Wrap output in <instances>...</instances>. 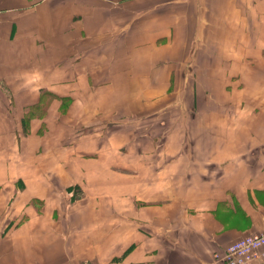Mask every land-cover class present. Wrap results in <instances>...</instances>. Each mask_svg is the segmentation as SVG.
<instances>
[{"label":"crops","instance_id":"crops-1","mask_svg":"<svg viewBox=\"0 0 264 264\" xmlns=\"http://www.w3.org/2000/svg\"><path fill=\"white\" fill-rule=\"evenodd\" d=\"M248 233L264 0H0V264H224Z\"/></svg>","mask_w":264,"mask_h":264},{"label":"built area","instance_id":"built-area-1","mask_svg":"<svg viewBox=\"0 0 264 264\" xmlns=\"http://www.w3.org/2000/svg\"><path fill=\"white\" fill-rule=\"evenodd\" d=\"M263 257L264 233H248L230 242L217 259L224 264H250Z\"/></svg>","mask_w":264,"mask_h":264},{"label":"rangeland","instance_id":"rangeland-1","mask_svg":"<svg viewBox=\"0 0 264 264\" xmlns=\"http://www.w3.org/2000/svg\"><path fill=\"white\" fill-rule=\"evenodd\" d=\"M248 44H252V45H254L253 43H247V46H248ZM247 49H249V47H246ZM196 92H199V96H201V94H203V96H205V91H196ZM203 92V93H202ZM179 93H181V94H179ZM40 95H41V99H40V101H41V103L40 104H38V107H37V112L39 113V114H44V113H46V111H47V108H48V103H50V100H51V96L52 95H48V94H45L44 92H41L40 93ZM167 96H171V97H175V96H182L183 98H189L191 95H190V92L189 91H186V90H180V91H178V92H176V91H172V90H167ZM194 96V95H193ZM70 103V102H69ZM67 108H68V101L67 102H65L64 104H62V105H60L59 106V108H58V110L60 109L61 111H65V110H67ZM137 107H135V109H136ZM149 107H140L139 108V111H136V112H134V114H133V116L134 117H138V118H140V115H142V113H143V110L142 109H148ZM120 118V116L118 117V119ZM119 123H123L122 125L120 124L118 127V129H120L121 128V126H124V121H121V122H119ZM123 131H125V129L123 130ZM106 134H107V131H106ZM122 139H124V138H122ZM121 139V140H122ZM124 146V145H123ZM120 148V147H119ZM126 151L124 150V148H121L120 150H119V152H118V154H117V157H119V160H126V153H125ZM140 154H139V158H140ZM72 188L73 189H75V190H79L80 192H81V190L79 189L80 187L78 186V185H75L74 187H69V190H72ZM78 191V192H79ZM76 192V191H75ZM77 195H78V193H77Z\"/></svg>","mask_w":264,"mask_h":264}]
</instances>
